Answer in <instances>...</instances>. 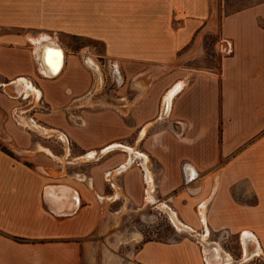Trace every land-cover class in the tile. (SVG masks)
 <instances>
[{"label": "crops", "instance_id": "1", "mask_svg": "<svg viewBox=\"0 0 264 264\" xmlns=\"http://www.w3.org/2000/svg\"><path fill=\"white\" fill-rule=\"evenodd\" d=\"M224 8V0H0V79L16 98L37 97L32 82L48 103L49 111L36 115L39 124L25 114L26 108L15 109L21 126H27L25 119L55 131L46 136L34 128L46 139L56 132L70 137L80 152H87L71 162L121 151L126 160L117 171L138 162L146 199L150 195L153 200L148 203L170 220L173 213L196 233L197 227L208 235L210 229L239 235L243 257L244 237L264 254V1L230 13ZM207 33H218L225 43L218 71L176 66L180 52L201 44ZM66 38L101 42L103 56L119 64L137 87L144 86L123 104L129 112L139 107V117L134 114L126 122L85 109L94 98L99 100L102 69L92 50L73 49ZM118 85L121 93L124 84ZM142 116L146 119L140 123ZM160 118L168 126L151 128L146 142H191L168 154L152 151L164 167L161 186L179 189L177 211L155 200L149 154L110 143L134 133L142 137ZM221 138L224 150L219 152L216 142ZM196 141L204 143L196 146ZM222 156L223 165L215 167ZM189 166L195 176L188 177ZM79 173L67 181L45 179L38 166L25 165L0 149V264H82V241L103 220L102 186L84 181L79 175L85 172ZM203 248L195 237L150 240L134 257L140 264H207Z\"/></svg>", "mask_w": 264, "mask_h": 264}, {"label": "rangeland", "instance_id": "2", "mask_svg": "<svg viewBox=\"0 0 264 264\" xmlns=\"http://www.w3.org/2000/svg\"><path fill=\"white\" fill-rule=\"evenodd\" d=\"M224 1V10L226 13H230L264 0ZM66 40L73 49L85 47L92 50L97 56L98 65L102 69L100 73L103 77V88L99 94L96 93L99 100L94 98V101H90L85 109L90 112L104 111L110 116L118 115L126 122L130 121L132 116L139 117L136 114L140 110L139 107L135 109L136 112L132 109L129 112L128 108L123 107V104L127 103V98L133 99L140 95L144 86L137 87L139 84L124 76L119 64L103 56L104 46L101 42L85 38H66ZM223 47H225L224 40L219 38L218 33H207L201 44L188 46L180 52L182 56L178 59L176 66L185 67L186 71L193 69L218 71L223 56L226 55V50ZM91 74L93 82L98 84L95 73L91 72ZM185 82L187 83L188 80ZM4 83L6 84L4 80L0 79V149L25 165L38 166V170L47 176L45 179L65 181L70 175H76L77 172L84 174L85 172V176L79 175V177L86 182L90 181L94 186L97 184L102 186L100 204L103 220L98 229L82 241L84 242L82 264H140L135 259L134 254L146 241L170 242L182 237H195L199 241L198 236L194 233L177 231L174 226L175 223L172 218V221L170 220L166 212L160 210L156 205L148 203L145 193L146 185L141 166L138 165L137 161L131 168L123 172L117 171L126 160L125 154L121 151L106 154L107 151L104 153L106 155L98 156V160L82 158L71 162L72 159L87 152H80L74 140L69 137L71 146L69 147V155H67L66 147L68 146H63L55 139V137L61 139L59 136L53 135L51 139H46L37 133L33 127L21 126L13 112L16 106L23 105L25 102L18 103L16 96L10 95V93L14 94L15 92L10 87H5ZM119 83L124 84L121 93H119ZM122 97L123 99H118ZM75 111L77 114L80 112V110ZM33 113L36 112L29 111L26 115L32 116L37 124L41 123L38 116ZM144 119L146 118L142 116L139 122L141 123ZM166 121L160 118L156 123L145 128L142 137H139L140 135L135 136L134 133L129 138L114 140L110 143L122 142L149 154V165L155 178L153 192L155 200L159 203L166 202L177 211L180 199L175 201L174 197L179 189L171 190L165 184L161 186L160 174L164 167L157 161L152 151L159 148L163 153L168 154L172 150L175 151L179 144L191 142L166 141L162 143L160 141L146 142L145 140L151 128L167 127ZM141 130L142 125L138 124L136 131L141 134ZM199 143L204 142L196 141V146ZM106 145H101L96 149L99 150ZM46 149H50L58 158L52 157ZM218 149L219 152L224 150L222 138L216 142V150L218 151ZM224 160V156L218 158L215 167L223 165ZM252 200V198L249 199V201ZM178 214L182 219L180 213ZM196 231L201 233L202 229L196 227ZM206 239L212 243L219 242L222 248L232 255L235 264H264V254L254 255L246 261L242 260L241 250L243 246L241 245V238L237 234L225 236L221 232L210 229V234Z\"/></svg>", "mask_w": 264, "mask_h": 264}, {"label": "bare ground", "instance_id": "3", "mask_svg": "<svg viewBox=\"0 0 264 264\" xmlns=\"http://www.w3.org/2000/svg\"><path fill=\"white\" fill-rule=\"evenodd\" d=\"M172 93H174V90L167 95L166 100L172 95ZM22 121H23V124H25L27 126H31V127L35 128V129H37L43 135H46V136L48 135L49 136V135L53 134V132H55L53 130H50V129H47V128H44V127H41V126H35V124H31V123L29 124V122H26L25 119L22 120ZM56 134L62 140H64V142L68 146V139H66L65 136H63L62 133H60V132H56ZM115 147L116 146H113L110 149H113ZM66 148H69V146L66 147ZM110 149H108V150H110ZM129 152L131 154L135 153V155H134L135 157L138 156V154H136L134 149H129ZM104 153H105V151H104ZM95 157H96V155H94V153H92V154H88L86 156H83L82 158H86L88 160H91V159H96ZM190 176H195L194 171H193L191 166L188 167V177H190ZM146 200L148 202H153V200L150 197V195L147 196ZM170 215H171V218H172L173 222L175 223L174 225L176 226V228L179 231H181V232L182 231H187V232H191L192 234L194 233V235H197L198 238L201 240V242H203L202 243V245L204 247L203 248V252H204L205 257L207 256V258H206L207 264H235L234 263L235 261H234L232 255L229 252L225 251L218 242H213L212 243V242H209L206 239L207 236H208V233H206V234L205 233L204 234L203 233H201V234L200 233H196L193 230L189 229L186 225H184L178 218H176V216L173 213H170ZM260 253H261V251H260L259 247L255 246V248H251L249 246V242H247L245 240V237H244V254H243L242 260L246 261L249 258H251L252 256L259 255Z\"/></svg>", "mask_w": 264, "mask_h": 264}, {"label": "built area", "instance_id": "4", "mask_svg": "<svg viewBox=\"0 0 264 264\" xmlns=\"http://www.w3.org/2000/svg\"><path fill=\"white\" fill-rule=\"evenodd\" d=\"M112 65H113V63H112ZM31 84L34 85V88L37 90V97H35L34 94H29L28 96H26L25 94H23L21 96H18L16 98V100H18V103L21 104V103L25 102V104L20 105V106H16L14 108V110L17 109V108H19V107H22V108H26L27 109L26 112H25V114H27L29 111H31V112L33 111V112H36V113H33L35 115L42 114L44 112L49 111L48 103L44 99V96L42 94V91L40 90V88L36 84H33L32 82H31ZM35 115H34V117H35ZM31 118H33V117L31 116ZM56 141L60 142L63 146L67 145L64 142V140H62V139L56 138ZM68 146L69 147L71 146L70 138L68 140Z\"/></svg>", "mask_w": 264, "mask_h": 264}]
</instances>
